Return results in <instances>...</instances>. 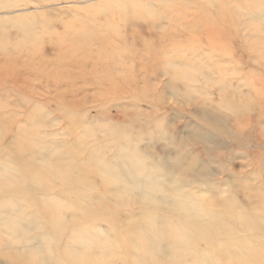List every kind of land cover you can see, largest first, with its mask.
<instances>
[{
    "label": "rangeland",
    "instance_id": "rangeland-1",
    "mask_svg": "<svg viewBox=\"0 0 264 264\" xmlns=\"http://www.w3.org/2000/svg\"><path fill=\"white\" fill-rule=\"evenodd\" d=\"M2 1L0 0V2ZM12 1L21 5L0 10V148H2L0 150L2 155H0L2 157H0V165L2 166L0 171L5 173L6 170H9L10 172L7 171L6 174L15 176L16 172L14 173V171L17 170L19 174L24 175H16L18 177L23 179L25 177L28 181L32 180L38 183L39 181L36 179H39L41 183H47L41 189L37 188L32 191L23 186L11 191L8 190L7 193L0 191V205L1 202L4 204L0 206V215L8 216L9 214L7 221L8 223L11 222L10 225L6 223L0 226V264H23L24 259L20 256L22 251L26 252L35 246H42L47 243H50L47 246L56 248L53 250L62 255L61 252L66 247L69 248L73 235L72 244H74L70 243L71 250L78 249L83 250L82 252L96 254L98 251L103 250L101 246V248H98L99 245L97 246V244H99L98 240L100 241V238L97 239V235L94 234L95 231L98 232L99 230L101 233L104 232L105 236L112 242L108 243L112 247H109L108 244V246H105L109 259L106 264H150L147 260L136 261L131 252L123 251L120 247H116V244L113 245L117 239L118 242L125 237L124 230L128 219L133 228L139 226V228H149L156 232L158 230L155 228V221L162 220L167 224L179 225L178 227L181 228L186 221L169 216L163 211H158L155 206L150 205L151 202L144 199L141 200L146 204L148 202L147 205L139 204V202L135 203L133 200L129 204L123 201L119 203L116 200L117 196L127 194L120 191L115 193L111 188H106L102 181H105L104 177L108 176L87 168L89 163L85 161L90 152L96 148L98 153L106 150L105 157L101 156L105 160L106 154L109 153L110 147H112L111 141L116 138L117 134L119 135L116 139L122 138L124 133L132 134L129 139L127 138V142L132 144L137 141L134 138L135 136L143 135L144 132L146 137L147 126H156L158 131L172 135L173 139L175 136L177 137L178 131L185 135L186 131L191 130L192 127H187L185 124L201 125L218 135L214 138V141L218 143L213 144L216 149L212 158H209L212 160L208 168L211 172L206 178L209 183L205 184L206 186L196 187L194 192L200 200L196 203L198 205L204 204L203 209L208 211V216L205 215L197 221H203L204 224L213 221V225L203 238L196 241L186 242L178 237L172 239L179 245L190 247L192 254L185 259L186 262L196 264L198 256L202 255L205 257L206 262L210 263L211 261L212 264L216 262L218 264H237L238 260L235 257L238 256H233L232 252L224 251V246L250 247L252 244L256 246L257 242L264 243V17L256 15L257 13L264 14V0H212L209 3L208 0ZM243 17L247 21L244 22ZM16 23L18 24L16 25ZM20 23L22 26H20ZM259 30H262V32ZM221 74L223 77H221ZM145 84L148 86L146 87ZM224 96L229 97L234 106L225 105L222 107L219 102ZM209 98L212 99L211 103L215 105V108L217 107L216 111L220 114L219 118L215 119L209 115L199 114V111L196 113L193 105ZM187 100H190L192 105L186 104ZM46 112L48 113L47 116ZM35 118L36 121H34ZM17 129L20 131H17ZM35 129L37 130L35 131ZM105 129H107L106 132L110 131L111 134L107 132L106 135ZM88 131L89 133H87ZM101 131L103 135H101ZM31 132L33 133L32 137H35L34 141L28 134ZM35 133L38 137H41L42 134V137L38 138L34 135ZM93 133L95 134L93 135ZM53 135H56V137ZM163 135H160L161 141L159 140L153 146H151L153 142L146 141V139L141 140L138 144L143 149L148 150L147 156H151V151L156 153V151L177 150L171 144H168L167 140L162 139ZM78 136L80 138H77ZM14 137L16 138L13 139ZM53 139L57 141L54 140V143ZM37 141H41L40 144ZM58 142L59 145H57ZM174 142L176 144L177 141ZM69 145L72 148H69ZM22 148L25 149L22 150ZM35 148H38L41 153H38V149ZM196 148L198 146L189 143L187 154L190 156L197 154L199 157H204L205 151L202 152L200 148V150H196ZM31 149L35 152V155L30 151ZM62 149H65V151ZM44 150H47L48 154L52 153L53 156L65 152H73L78 156L72 158L71 161H69L70 159L68 161H54L58 166L49 168V166L43 165L41 159L39 160L40 154H47ZM16 158L21 163L17 162ZM79 162H84L82 166L84 164L86 166L84 165L82 168ZM4 166L7 168H3ZM56 168L57 170L61 168L60 172ZM63 169L64 171L68 170V173H73L72 171L75 170L74 173L82 178H65L60 175ZM76 169L79 171H76ZM32 171H35V173ZM26 173L27 176H25ZM40 174L42 177H40ZM36 176L39 177L36 178ZM43 177H47V179L49 177L50 180ZM239 181L241 182L240 185L238 184ZM131 187L135 186L131 185ZM136 187L132 188V191H140L141 187ZM224 191L229 193L228 197L236 195L239 200L237 202H221L222 204L213 200L227 197L225 196L227 192ZM3 194L4 196H2ZM47 194L48 196H46ZM55 194L61 198L54 196ZM61 194L63 195L61 196ZM130 195L131 198H134V196L139 198V195L135 192L133 195L130 193ZM171 197H174V195H171ZM106 200L110 201L107 202ZM6 201H9L12 205L10 203L8 205ZM47 202L50 203V206L44 207ZM116 202L119 204H116ZM77 203L80 207H77ZM5 204L6 208L3 209ZM14 207L16 211H13L15 210ZM33 207L34 209H32ZM226 207L229 210L225 209ZM137 208L140 210L137 211ZM251 208L253 211H251ZM182 209L188 210L186 208ZM182 209L180 208V210ZM232 209L233 211L237 210V212H233ZM27 210L28 214L31 213L29 214L31 216L25 214ZM80 211L85 212L86 216L84 214L79 215ZM133 211L135 212L132 216L131 212ZM6 212L7 214H5ZM13 212V219H11ZM242 212L248 213L250 217L246 216L245 213L242 214ZM32 214L38 221L32 217ZM75 214L78 215L76 216L78 225L75 222L70 223L68 221ZM102 214L103 216H101ZM139 214L143 217L139 218ZM147 214H149V217ZM62 215L64 216L62 217ZM25 216L26 218L30 217V219L25 220ZM80 216L85 219L83 222H81ZM89 216H91V219L95 216L94 220H91ZM125 216H128V219ZM98 217H103L101 221H105L101 222ZM148 219L153 222L151 223ZM222 219L226 221H222ZM144 220L147 222H144ZM55 221L61 222L59 229H53ZM254 221L259 224H255ZM18 222L22 224L20 225ZM227 222L229 223L227 224ZM12 224H14L13 228L16 226V229H11ZM223 224L225 227H229H226L229 232L219 228ZM260 224H263V226ZM19 225H23V228H18ZM95 225L97 226L95 227ZM185 225L186 228L191 227L187 223ZM244 225L248 226V228L246 227L247 231L244 230ZM258 225L260 229L257 228ZM230 226H233V229ZM29 227L32 229L27 231ZM74 227H77V231ZM261 227H263V230H261ZM234 228L237 232H233ZM85 230L89 235H94L92 241L96 239V244L91 241L92 244L90 243L88 248L86 245L82 246L80 241L76 240L79 235L82 236L87 233ZM9 231L11 235H9ZM246 232H248V235ZM13 233H15L14 236ZM110 233L112 234L109 235ZM212 233L213 235H211ZM104 234L102 233V236ZM57 236L60 237V240ZM12 237H16L19 242H12ZM19 237L21 241L18 240ZM23 237H28L29 241H27L28 239L25 241ZM37 237H42L47 241L42 238L40 240ZM231 237L235 241L237 240L236 243L233 238L230 240ZM236 237L244 239L240 242V239ZM249 237L256 241L262 237L263 241L261 239L257 242L252 240L250 243ZM210 240H213L212 244L209 243ZM244 241L247 242L245 245H243ZM55 242L56 244H53ZM220 242L221 245H219ZM205 243L207 244L205 245ZM229 243L231 244L229 245ZM259 243L258 250L264 257V244L259 245ZM217 244L223 248H219ZM20 247L23 248L21 251H19ZM195 247L199 248V251ZM192 249H195V253ZM207 252L210 254L209 256ZM114 254H119V256H114ZM204 254L206 255L204 256ZM43 256L47 261L49 258H52V261L56 259V256H52L47 250H43ZM226 256L228 257L226 258Z\"/></svg>",
    "mask_w": 264,
    "mask_h": 264
},
{
    "label": "bare ground",
    "instance_id": "bare-ground-1",
    "mask_svg": "<svg viewBox=\"0 0 264 264\" xmlns=\"http://www.w3.org/2000/svg\"><path fill=\"white\" fill-rule=\"evenodd\" d=\"M77 1V0H76ZM207 1V0H206ZM209 1H212V0H208L207 2L209 3ZM83 2V1H82ZM253 2V1H252ZM211 4H212V2H210ZM255 3V2H254ZM258 3V2H257ZM17 4V3H16ZM15 3H14V1H12V0H3L2 2H0V10H2V9H10V8H15V7H17V6H20L21 4H17L16 5ZM150 4V3H149ZM148 4V5H149ZM23 5V4H22ZM217 5V4H216ZM259 5V4H258ZM150 7V6H149ZM165 7V6H164ZM207 7V6H206ZM214 7V6H213ZM233 7V6H232ZM244 7V6H243ZM252 7H254V6H252ZM261 7V6H260ZM151 8V7H150ZM216 8V7H215ZM214 8V9H215ZM245 8H246V6H245ZM142 9V8H141ZM146 10V9H145ZM40 11V10H39ZM143 11H144V8H143ZM147 11V10H146ZM254 11V10H253ZM142 12V11H141ZM248 12V11H247ZM255 12V11H254ZM1 13H3V12H1ZM251 15H252V13H250ZM249 14V15H250ZM140 15V14H139ZM239 15V14H238ZM242 15V14H241ZM257 16H262V17H264L263 15V13H257L256 14ZM22 16V15H21ZM23 16H25V15H23ZM26 17V16H25ZM232 17V16H231ZM244 18V17H243ZM242 18V19H243ZM246 19H248V18H246ZM260 19V18H259ZM262 19V18H261ZM15 20V19H14ZM254 20V19H253ZM19 21V20H18ZM18 21H16V22H18ZM245 21H247V20H245V18H244V22ZM259 21V20H258ZM72 22V21H71ZM71 22H69L70 24H71ZM263 22V21H262ZM243 23V22H242ZM241 23V24H242ZM18 23H16V25H17ZM38 24V23H37ZM244 25V24H243ZM252 25V24H251ZM258 25V24H257ZM260 25V24H259ZM20 26H22L21 25V23H20ZM247 26V25H246ZM249 27V26H248ZM20 28V27H19ZM260 28V27H259ZM248 29V28H247ZM255 29V28H254ZM26 30V29H25ZM251 30V29H250ZM260 32H262V30H259ZM27 33H28V30L26 31ZM25 32V33H26ZM263 32H264V30H263ZM31 33V32H30ZM251 33V32H250ZM23 34V33H22ZM24 35V34H23ZM32 35V34H31ZM27 36V35H26ZM25 36V37H26ZM33 36V35H32ZM263 36V35H262ZM263 38V37H262ZM30 39V38H29ZM32 39V38H31ZM143 40V39H142ZM143 42H145L144 40H143ZM145 44V43H144ZM156 64V63H155ZM170 64V63H169ZM179 64V63H178ZM168 65V64H167ZM169 66V65H168ZM175 68V67H174ZM208 68V67H207ZM218 68V67H217ZM212 69V68H211ZM214 69V68H213ZM181 70V69H180ZM204 70V69H203ZM210 71V70H209ZM217 71H219V70H217ZM161 72V71H160ZM178 72V71H177ZM206 72H207V70H206ZM215 72V71H214ZM204 74H205V72H203ZM213 73V72H212ZM172 74V73H171ZM215 74H217V73H215ZM220 75V74H219ZM222 75V74H221ZM225 75V74H224ZM227 75V74H226ZM225 75V76H226ZM175 76V75H174ZM206 76V75H205ZM213 76V75H212ZM216 76V75H215ZM214 77V76H213ZM221 77H223V75L221 76ZM182 78V77H181ZM180 78V79H181ZM215 78V77H214ZM190 79V78H189ZM218 79V78H217ZM176 80V79H175ZM179 80V79H178ZM183 80V79H182ZM190 81V80H189ZM175 82V81H174ZM172 83H173V81H172ZM178 85V84H177ZM176 85V86H177ZM226 85V84H225ZM249 85V84H248ZM145 86H146V84H145ZM148 86V85H147ZM146 86V87H147ZM178 86H180V85H178ZM182 86V85H181ZM257 86V85H256ZM262 86V85H261ZM230 87V86H229ZM235 87V86H234ZM264 87V86H263ZM207 88V87H206ZM252 88H254V87H252ZM251 88V89H252ZM182 89V88H181ZM256 89V88H255ZM227 90V89H226ZM174 91V90H173ZM232 91H233V89H232ZM263 91V90H262ZM167 93V92H166ZM169 93V92H168ZM173 93V92H172ZM199 93H201V92H199ZM233 93V92H232ZM170 94V93H169ZM168 94V95H169ZM207 94V93H206ZM248 94V93H247ZM202 95V94H201ZM200 95V96H201ZM208 95V94H207ZM206 95V96H207ZM211 95V94H210ZM249 95V94H248ZM248 95H247V97H248ZM170 96H172V95H170ZM177 96V95H176ZM245 96V95H244ZM191 97V96H190ZM202 97V96H201ZM182 98V97H181ZM193 98V97H192ZM186 99V98H185ZM197 99V98H196ZM195 99V100H196ZM238 100V99H237ZM180 101V100H179ZM194 101V100H193ZM212 99H205L204 101H199V102H197L196 103V105H193L194 106V108H195V110H196V113H197V111H199V114H202V115H209V116H212V117H214L215 119L216 118H219L220 117V114H218V112L216 111V108H215V105H213L212 103ZM249 102V101H248ZM129 103V102H128ZM186 104H188V105H192L191 104V102H190V100H187L186 101ZM194 104H195V102H194ZM219 104H221L222 105V107H224L225 105H230V106H234V104H233V101L229 98V97H226V96H224L223 97V99L219 102ZM253 104V103H252ZM184 105V104H183ZM241 105V104H240ZM248 105H251V104H248ZM253 106V105H252ZM259 107V106H258ZM261 108V107H260ZM234 110V109H233ZM243 110V109H242ZM256 110V109H255ZM263 110V109H262ZM236 112H238L237 110H235ZM264 111V110H263ZM235 112V113H236ZM240 112V111H239ZM47 113V112H46ZM242 113V112H241ZM263 114V113H262ZM43 115H45V114H43ZM43 115H41V116H43ZM48 115V113L46 114V116ZM44 118H46V117H44ZM224 119V118H223ZM204 120V119H203ZM34 121H36V118H35V120ZM47 121V120H46ZM89 121V120H88ZM92 121V120H91ZM1 122V121H0ZM38 122V121H37ZM36 122V123H37ZM45 122V121H44ZM52 122V121H51ZM53 122H55V121H53ZM260 122V121H259ZM87 123V122H86ZM48 124H49V122H48ZM21 125V124H20ZM36 125H38V124H36ZM35 125V126H36ZM40 125H41V123H40ZM208 125V124H207ZM260 125V124H259ZM39 126V125H38ZM43 126V125H42ZM111 126H113V125H111ZM123 126V125H122ZM185 126H187V127H192L191 128V130L190 131H186V134L185 135H183V134H181V132H179L178 131V135H177V137L175 136V138L173 139L172 138V135H168L166 132H160V131H158V129H157V127L156 126H154V127H146V132H147V134H146V137H145V134H144V132H143V135H138V136H135L134 138L137 140L136 142H134L133 144L132 143H128L127 142V140L130 138L129 136L130 135H132V134H127V133H124L123 134V137L122 138H120V139H116L117 138V136L119 135V134H117V136H115V134H114V136L116 137V138H113V141H111V144H112V147H110V150H109V153H107L106 154V159L105 160H103L102 159V157H105L104 155H105V151L106 150H104V152H96V150L98 151V149L96 148L95 150L93 149L91 152H90V154L87 156V158L85 159V161L87 162V163H89V164H87V165H89V166H87V168H91V169H94L95 171H97L98 173H100V174H103V175H106V176H108V177H104V179H105V181L103 180L102 181V184L106 187V188H111V190H113V191H115V193H116V191H120V192H123V193H126L127 195H121V196H117V201L120 203L121 201H123V202H128V204H129V202H131L132 200H133V202H139V204L141 203V204H143V205H147L148 204V202H151L150 203V205L152 204V206H155L156 207V209L158 210V211H163L164 213H166L167 215H169V216H173V217H177V218H179V219H182L184 222H185V224L187 223V224H189L188 226H191V227H185L186 225L184 224L183 226L186 228V230L184 229V227L182 226V228L181 227H178V226H174L173 224H167V223H165L164 221H162V220H160L159 222L158 221H155V225H156V229L158 230L157 232L156 231H154V230H151V229H149V228H142V227H140L139 228V226H138V228L137 227H134L133 228V226L130 224V220L127 218L128 216H125L127 219H128V223L126 224L127 226H126V228H125V230H124V233H126L125 234V237L123 238V240H119L118 242H117V240H116V242H114L113 243V245H115L116 244V247L118 246V247H120L121 249H123V251H129V252H131V254H133V256H134V259L136 260V261H141V260H147L148 262H150V264H190V263H187L186 262V260L185 259H187V257H189L192 253H191V251H190V247L189 246H185V245H182V244H178V243H176V242H174L172 239H174V238H176V237H178V238H182L184 241H196L197 239H201V238H203L208 232V230H209V228L210 227H212V225H213V221L212 222H207L206 220H205V222H207L206 224H204V222L203 221H197V219H199V218H201V217H204L205 215H207V212L208 211H205V209H203V205L204 204H201V205H198L196 202L197 201H200L199 200V198L195 195V189H196V187H199V186H204L205 184H207V183H209V181L207 182L206 180V178L210 175V172H209V170H208V168H209V165H211V163H212V160H210L209 158H212V156H213V152L215 151V146L213 145V144H217L218 142H215L214 141V138L215 137H217L218 135L217 134H214L211 130H209L208 128H204V127H202L201 125H196V124H185ZM216 126V125H215ZM261 126V125H260ZM19 127V126H18ZM34 127V126H33ZM109 127V126H108ZM113 127H115V126H113ZM30 128H31V126H30ZM35 128H37V127H35ZM103 129H104V127H102ZM111 128V127H110ZM110 128H108V129H110ZM263 128V127H262ZM38 129H39V127H38ZM101 129V128H100ZM113 129V128H112ZM232 129V128H231ZM259 129V128H258ZM264 129V128H263ZM262 129V130H263ZM31 130H33V129H31ZM31 130H29V131H31ZM37 129H35V131H36ZM106 130L107 129H105V133H106V135H107V132H106ZM111 130V129H110ZM116 130H118V129H116ZM127 130V129H126ZM17 131H20L19 129H17ZM27 131V130H26ZM39 131V130H38ZM100 131V130H99ZM260 131V130H259ZM23 132V131H22ZM28 132V131H27ZM117 132V131H116ZM128 132V131H127ZM32 133V132H31ZM31 133H28V134H30V136L32 137L33 136V133L31 134ZM37 133V132H36ZM36 133L34 134V135H36ZM44 133V132H43ZM46 133V132H45ZM87 133H89V131L87 132ZM101 133H102V131H101ZM108 133H110V131L108 132ZM113 133H115L114 131H113ZM132 133V132H131ZM134 133V132H133ZM261 133V132H260ZM25 135L27 134V133H24ZM27 134V135H28ZM38 134V133H37ZM40 134V133H39ZM49 134V133H48ZM95 133H93V135H94ZM111 134V133H110ZM161 134H164L163 136H162V139L163 140H167V142H169L168 144H171L173 147H175L177 150H169V151H162V152H158V151H156V153L154 152V151H151V156H147V153H148V150H145V149H143L138 143H140V141L141 140H143V139H146V141L147 140H149L150 142H153V144L151 143V146H153V145H155L156 143H158V141L160 140V135ZM20 135V134H19ZM45 135V134H44ZM84 135V134H83ZM92 135V136H93ZM101 135H103V133L101 134ZM100 135V136H101ZM21 136V135H20ZM37 137H38V135H36ZM46 136V135H45ZM53 136H55L56 137V135H53ZM89 136H91V135H89ZM13 137V136H12ZM22 137V136H21ZM28 137V136H27ZM40 137V136H39ZM38 137V138H39ZM41 137H42V134H41ZM40 137V138H41ZM58 137V136H57ZM85 137V136H84ZM88 137V136H87ZM102 137V136H101ZM16 137H14L13 139H15ZM35 138V137H34ZM34 138L32 137V140L34 141ZM37 138V139H38ZM45 138V137H44ZM43 138V139H44ZM46 138H47V136H46ZM50 138H51V136H50ZM54 138V137H53ZM77 138H80L79 136L77 137ZM81 138H83L82 136H81ZM89 138H91V137H89ZM104 138H106V137H104ZM128 138V139H127ZM133 138V137H132ZM109 139H110V137H109ZM36 140V139H35ZM54 140L55 139H53V142H54ZM96 140V139H95ZM97 140H98V138H97ZM106 140V139H105ZM177 141L176 142V144H175V142L174 141ZM30 141H31V138H30ZM44 141H46V140H44ZM52 141V140H51ZM55 141H57V140H55ZM65 141V140H64ZM145 141V142H146ZM161 141V140H160ZM10 142V141H9ZM38 142V141H37ZM41 142V141H40ZM40 142H38L39 144H40ZM14 143V142H13ZM32 143V142H31ZM55 143V142H54ZM66 143V142H65ZM85 143V142H84ZM189 143H193L194 145H196V146H198V148H196V150L198 149V150H200L201 149V151L203 152V151H205V154H204V157H199V155H188L187 154V147L189 146ZM62 144V143H61ZM70 144V143H69ZM86 144V143H85ZM102 144V143H101ZM110 144V145H111ZM37 145V144H36ZM57 145H59V142L57 143ZM57 145H55V146H57ZM66 145V144H65ZM87 145V144H86ZM110 145H108V146H110ZM40 146V145H39ZM39 146H38V148H39ZM49 146H51L50 144H49ZM49 146H47V147H49ZM61 146V145H60ZM70 147L69 148H72L71 147V145H69ZM73 147H74V145H72ZM76 146V145H75ZM12 147V146H11ZM34 147H35V145H34ZM52 147H54V146H52ZM63 147H64V145H63ZM100 147V146H99ZM165 147V146H164ZM38 148H35V149H38ZM66 148L68 149V147L66 146ZM84 148V147H83ZM86 148V147H85ZM95 148V147H94ZM200 148V149H199ZM2 148H0V150H1ZM23 149H25V148H22V150ZM52 149V148H51ZM55 149V148H54ZM54 149H53V152H54ZM74 150H75V148H73ZM82 149V148H81ZM101 149V148H100ZM27 150V149H26ZM33 149H31L30 151L31 152H33L32 151ZM48 150H50L49 148H48ZM56 150V149H55ZM63 151H65V149H62ZM70 150V149H69ZM111 150H113V151H111ZM2 151H4V150H2ZM13 151V150H12ZM25 151V150H24ZM34 151H36V150H34ZM45 152L47 151V150H44ZM51 151V150H50ZM108 151V150H107ZM7 152L9 153V151L7 150ZM7 152L5 153V155L7 154ZM37 152V151H36ZM40 151H39V149H38V153H39ZM43 152V151H42ZM44 152V153H45ZM52 152V151H51ZM59 152V151H58ZM77 152V151H76ZM34 154L33 155H35V152H33ZM41 153V152H40ZM47 153V152H46ZM83 153V152H82ZM81 153V154H82ZM3 154V153H2ZM10 154V153H9ZM20 154V153H19ZM30 154V153H29ZM58 154V153H57ZM60 154V153H59ZM110 154V155H109ZM1 155V154H0ZM28 155V154H27ZM38 155V154H37ZM36 155V156H37ZM55 155V154H54ZM109 155V156H108ZM149 155V154H148ZM2 156V155H1ZM0 156V157H1ZM10 156H11V154H10ZM15 156V155H14ZM20 156H22V155H20ZM25 156V155H24ZM24 156H22V157H24ZM76 156H78V155H76V154H74L73 152H65V153H62V154H60V155H58V156H53L52 155V153H50V154H44V155H41L40 154V156H39V160L41 159L42 160V163H43V165L44 166H49V168L51 167V166H58L57 164H55L54 163V161H68L69 159V161H71V159L72 158H75ZM100 158H99V157ZM102 156V157H101ZM28 157V156H27ZM2 158V157H1ZM4 159V158H3ZM37 159V158H36ZM8 160V159H7ZM28 160V159H27ZM34 160V159H33ZM38 160V159H37ZM2 161V160H1ZM9 161V160H8ZM16 161H17V158H16ZM29 161V160H28ZM36 161V160H35ZM11 162H13V161H11ZM17 162H19V161H17ZM30 162V161H29ZM33 162V161H32ZM261 162V161H260ZM1 163V162H0ZM15 163V162H14ZM19 163H21V161L19 162ZM23 163V162H22ZM36 163H38V162H36ZM41 163V162H40ZM39 163V164H40ZM41 163V164H42ZM64 163V162H63ZM80 163V162H79ZM84 162H81L80 163V165L82 166V164H83ZM4 164V163H3ZM65 164V163H64ZM67 164V163H66ZM71 164H74V163H71ZM77 164V163H76ZM6 165H8V164H6ZM11 165V164H10ZM25 165H27V164H25ZM62 165V164H61ZM68 165V164H67ZM70 165V164H69ZM79 165V166H80ZM85 165V164H84ZM83 165V166H84ZM12 166V165H11ZM28 166V165H27ZM83 166H82V168H83ZM86 166V165H85ZM0 167H2L1 165H0ZM60 167V166H59ZM3 168H7V167H3ZM22 168H24V167H22ZM28 168V167H27ZM33 168H35V167H33ZM38 168V167H37ZM42 168V167H41ZM46 168H48V167H46ZM62 168V167H61ZM60 168V169H61ZM72 168L74 169V167L72 166ZM76 168V167H75ZM1 169V168H0ZM17 169V168H16ZM40 169V168H39ZM59 169V170H60ZM65 169H66V167H65ZM69 169V168H68ZM72 169V170H73ZM45 170V169H44ZM56 170H57V168H56ZM59 170H57V171H59ZM71 170V169H70ZM78 169H76V171H77ZM90 170V169H89ZM7 171H9V170H6V172L4 173V172H2V171H0V191H11V190H13V189H16V188H18V187H21V186H23V187H25V188H28L30 191H32V190H36L37 188L38 189H41L42 188V186H45V184L47 183V182H44V183H41L40 181L41 180H39V179H36V180H38L39 181V183L38 182H36V181H28V180H26L25 179V177H24V179L23 178H21V177H18V176H16V175H21V173L19 174L18 172H17V170L16 171H14V173L16 172V175L14 176V175H10V174H6L7 173ZM13 171V170H12ZM25 171V170H24ZM27 171V170H26ZM30 171V170H29ZM57 171H55V172H57ZM62 172L60 173V175H62V176H64L65 178H72V179H78L77 177H79V175H77L76 173H74L75 172V170L74 171H72L73 173H68V170L67 171H64V169L63 170H61ZM79 171V170H78ZM260 171V170H259ZM10 172V171H9ZM33 173H35V171H32ZM31 172V173H32ZM47 172H49V171H47ZM53 172H54V170H53ZM60 172V171H59ZM58 172V173H59ZM251 172V171H250ZM253 172V171H252ZM251 172V173H252ZM12 173V172H11ZM25 173V172H24ZM40 173V172H39ZM51 173V172H50ZM49 173V174H50ZM43 174V173H42ZM76 174V175H75ZM82 174H84V173H82ZM23 175V174H22ZM21 175V176H22ZM41 175V174H40ZM212 175V174H211ZM24 176V175H23ZM25 176H27V173L25 174ZM35 176V175H34ZM46 176V175H45ZM39 177V176H38ZM37 176H36V178H38ZM40 177H42V175L40 176ZM30 178V177H29ZM44 179H47V177L45 178V177H43ZM52 178V177H51ZM56 178V177H55ZM80 179L82 178L81 176L79 177ZM48 179H49V177H48ZM47 179V180H48ZM53 179V178H52ZM52 179H51V181H52ZM59 179V178H58ZM62 179V178H61ZM94 179V178H93ZM43 180V179H42ZM47 180H44V181H47ZM50 180V179H49ZM62 180H64V179H62ZM43 182V181H42ZM49 182V181H48ZM53 182H55V181H53ZM57 182V181H56ZM70 182V181H69ZM85 182V181H84ZM90 182V181H89ZM222 183V182H221ZM220 183V184H221ZM240 181H239V185H240ZM86 184V183H85ZM101 184V183H100ZM48 185V184H47ZM73 185H76V184H73ZM80 185V184H79ZM131 185L132 186H139V187H141V189H140V191H136V190H134V191H132V188H135V187H131ZM225 185V184H224ZM83 186V185H82ZM206 186V185H205ZM220 186V185H219ZM244 186V185H243ZM256 186V185H255ZM43 188H45V187H43ZM73 188H76V187H73ZM80 189L82 188V187H79ZM78 188V189H79ZM137 188V187H136ZM231 188V187H230ZM229 188V189H230ZM234 188V187H233ZM247 188H248V186H247ZM139 189V188H138ZM198 189V188H197ZM214 189V188H213ZM220 189H222V188H220ZM219 189V190H220ZM224 189H226L225 187H224ZM223 189V190H224ZM244 189V188H243ZM218 190V191H219ZM234 190V189H233ZM249 190V189H248ZM236 191V190H235ZM16 192V191H15ZM14 192V193H15ZM106 192V191H105ZM108 192H109V190H108ZM112 192V191H111ZM135 192V194H138L139 195V198H137L138 196H134V198H131V195H130V193L133 195V193ZM222 192V191H221ZM224 192H227V191H224ZM7 193V192H6ZM38 193V192H37ZM107 193V192H106ZM229 193H230V190H229ZM228 192H227V194L225 195V196H227L228 194H229ZM86 194V193H85ZM90 194V193H89ZM221 194V193H220ZM225 194V193H224ZM248 194V193H247ZM63 194H61V196H62ZM88 195V194H87ZM103 195V194H102ZM171 195H174V197H171ZM2 196H4V194L2 195ZM6 196H7V194H6ZM46 196H48V194L46 195ZM54 196H59V195H57V194H55ZM96 196V195H95ZM98 196V195H97ZM170 196V197H169ZM224 196V195H223ZM249 196H250V194H249ZM249 196H248V198H249ZM254 196V195H253ZM60 197V196H59ZM78 197V196H77ZM87 197V196H86ZM92 197H94V195H92ZM99 197V196H98ZM104 197V196H103ZM113 197V196H112ZM212 197V196H211ZM61 198V197H60ZM94 198H96V197H94ZM107 198V197H106ZM6 199V198H5ZM4 199V200H5ZM52 199V198H51ZM55 199V198H54ZM99 199V198H98ZM107 199H109V198H107ZM141 199H144V200H146V201H148L147 202V204H146V202H144V201H142ZM253 199V198H252ZM251 199V200H252ZM262 199V198H261ZM3 200V199H2ZM3 200V201H4ZM7 200H8V197H7ZM12 200V199H11ZM44 200V199H43ZM49 200V199H48ZM95 200H97V199H95ZM214 201H219V203H221V202H223V203H227V202H237V200H239L237 197H236V195H232V196H230V197H224V198H222V199H219V200H216V199H213ZM99 201H100V199H99ZM105 201V200H104ZM107 201V200H106ZM110 201V200H109ZM109 201H107V202H109ZM7 202V201H6ZM79 202V201H78ZM97 202V201H96ZM101 202V201H100ZM112 202H114V200H112ZM118 202H116V204H119ZM204 202H206L205 200H204ZM254 202V201H253ZM9 201L7 202V204L9 205ZM80 203V202H79ZM83 203V202H82ZM84 203H85V201H84ZM83 203V204H84ZM104 203V202H103ZM102 203V204H103ZM106 203V202H105ZM132 203V202H131ZM11 205H12V203H10ZM19 204V203H18ZM78 204V203H77ZM116 204H115V206H116ZM128 204H126L127 206H128ZM222 204V203H221ZM1 205L3 206L4 204L1 202ZM0 205V206H1ZM16 205H17V203H16ZM16 205H15V207H16ZM24 205V204H23ZM88 204L86 203V206H87ZM100 205V204H99ZM21 206H22V204H21ZM50 206V203H46V206H44V207H49ZM107 206H108V204H107ZM114 206V205H113ZM114 206V207H115ZM232 206V205H231ZM231 206H228V207H231ZM12 207V206H11ZM14 207V208H15ZM77 207H80L79 206V204H78V206ZM82 204H81V209H82ZM101 207H102V205H101ZM117 207V206H116ZM228 207H226L225 209H227V210H229L228 209ZM235 207H237V206H235ZM249 207V206H248ZM3 208V207H2ZM6 208V204H5V207L3 208V209H5ZM9 208V207H8ZM76 208V207H75ZM92 208H94V207H92ZM110 208V207H109ZM109 208H107L108 210H110ZM122 208V207H121ZM125 208V207H124ZM130 208H132V207H130ZM145 208V207H144ZM180 208L182 209V208H186V209H188L187 211H185L184 209H182V210H180ZM20 209V208H19ZM32 209H34V207L32 208ZM47 209V208H46ZM87 209H89L88 207H87ZM106 209V208H105ZM113 209V208H112ZM136 209V208H135ZM135 209H132V210H135ZM239 209V208H238ZM252 209V208H251ZM21 210H22V208H21ZM23 210H26V209H23ZM85 211H87L86 209H84ZM123 210V209H122ZM124 210H126V209H124ZM127 210H129V209H127ZM140 209H138L137 208V211H139ZM13 211H16V208H15V210H13ZM71 211V210H70ZM73 211V210H72ZM90 211V210H89ZM100 211V210H99ZM98 211V212H99ZM111 211V210H110ZM117 211V210H116ZM119 211V210H118ZM117 211V212H118ZM142 211V210H141ZM140 211V212H141ZM152 211V210H151ZM151 211H149V212H151ZM232 211H233V209H232ZM243 211V210H242ZM251 211H253V209L251 210ZM3 211H2V209H1V213H2ZM20 212V211H19ZM18 212V213H19ZM27 213H25L26 215L28 214V210L26 211ZM52 212V211H51ZM59 212V211H58ZM88 212V211H87ZM101 212V211H100ZM135 211H133V212H131L132 213V216H133V213H134ZM233 212H237V210L236 211H233ZM255 212V211H254ZM33 213H34V210H33ZM60 213V212H59ZM63 213V212H62ZM69 213V212H68ZM78 213V212H77ZM142 213V212H141ZM148 213V212H147ZM230 213H232V212H230ZM245 213V212H244ZM243 212H242V214H244ZM5 214H7V212L5 213ZM13 214H14V212L12 213V215H11V217L13 216ZM20 214H21V212H20ZM29 214H31L30 212H29ZM28 214V216H31V215H29ZM64 214V213H63ZM69 214H71V213H69ZM80 214H86L85 212L84 213H82L81 211L79 212V215ZM90 214V213H89ZM98 214V213H97ZM96 214V215H97ZM101 214V213H100ZM100 214H99V216H100ZM111 214V213H110ZM129 215H130V213H128ZM127 214V215H128ZM138 214V213H137ZM136 214V215H137ZM224 214V213H223ZM238 214V213H237ZM242 214H239V215H242ZM245 214H247L246 216H249L248 215V213H245ZM4 214H2V216L0 215V226H1V224H6L7 223V225H10L11 224V222H9L8 223V216H9V214H8V216H3ZM24 215V214H23ZM22 215V217H24ZM84 215H82V216H84ZM105 215V214H104ZM108 215V214H107ZM140 215V214H139ZM142 215H143V213H142ZM144 215H145V213H144ZM148 215V217H149V214H147ZM16 216H17V213H16ZM64 215H62V217H63ZM69 216V215H68ZM67 216V217H68ZM76 216H78V215H73L72 217H71V219L70 220H68L70 223L71 222H75L76 224H77V222L76 221H78L77 219V217ZM86 216V215H85ZM101 216H103V214L101 215ZM208 216V215H207ZM244 216V215H243ZM22 217H21V219H22ZM32 217H34L33 216V214H32ZM66 217V216H65ZM64 217V218H65ZM90 217V219H91V216H89ZM95 216H93V218H94ZM97 217V216H96ZM105 217H106V215H105ZM104 217V218H105ZM140 217H143V216H139V218ZM147 217V216H146ZM160 217H161V215H160ZM250 217V216H249ZM248 217V218H249ZM10 218V217H9ZM25 218H26V216H25ZM24 218V219H25ZM27 218H29L30 219V217H27ZM27 218L25 219V220H27ZM35 218V217H34ZM33 218V220L35 221V219H36V221H38L37 220V218H35L34 219ZM80 218H81V216H80ZM83 218V217H82ZM81 218V222H83L85 219L83 218L82 219ZM91 219V220H94V219ZM99 218V217H98ZM101 218H103V217H101ZM101 218H99L98 220H100L101 221ZM118 218V217H117ZM133 218V217H132ZM138 218V217H137ZM153 218V217H152ZM152 218H151V220H152ZM234 218V217H233ZM238 218H240V217H238ZM11 219H13V217L11 218ZM18 219V218H17ZM20 219V218H19ZM28 219V220H29ZM72 219H76V220H72ZM87 219V218H86ZM96 219V218H95ZM147 219V218H146ZM150 219V218H149ZM148 219V220H149ZM178 219V220H179ZM232 219V218H231ZM236 219H237V217H236ZM243 219V218H242ZM245 219V218H244ZM258 219V218H257ZM25 220L23 221V223L25 222ZM27 220V221H28ZM88 220H89V218H88ZM97 220V219H96ZM95 220V221H96ZM118 220V219H117ZM116 220V222H118ZM132 220V219H131ZM154 220V219H153ZM157 220H158V218H157ZM225 220V219H224ZM223 219H222V221H224ZM247 220V219H246ZM14 221V220H13ZM19 221V220H18ZM32 221V220H31ZM31 221H29V223H31ZM87 221V220H86ZM85 221V222H86ZM103 221H105V220H102L101 222H103ZM125 221H127V220H125ZM138 221V220H137ZM143 221V220H142ZM146 220H144V222H145ZM150 221V220H149ZM148 221V222H149ZM172 221H173V219H172ZM221 221V222H222ZM226 221V220H225ZM242 221H245V220H242ZM261 221V220H260ZM259 221V222H260ZM264 221V220H263ZM262 221V222H263ZM33 222V221H32ZM113 222V221H112ZM141 222V221H140ZM147 222V221H146ZM151 222V221H150ZM153 222V221H152ZM151 222V223H152ZM203 222V223H202ZM251 223H253L252 221H250ZM249 222V223H250ZM255 222V221H254ZM13 223H15V222H13ZM19 224H20V222H18ZM17 223V224H18ZM39 223V222H38ZM98 223V222H97ZM109 223V222H108ZM124 223H126V222H124ZM177 223V222H176ZM182 223V222H181ZM196 223H200V224H196ZM229 222H227V224H228ZM243 223V222H242ZM250 223V226L252 227V224ZM22 224V223H21ZM20 224V225H21ZM32 224V223H31ZM49 224V223H48ZM133 224V223H132ZM139 224H141V223H139ZM139 224H137V225H139ZM147 224H149V223H147ZM178 224V223H177ZM194 224H196V225H194ZM239 224V223H238ZM244 224V223H243ZM255 224H259V223H256L255 222ZM6 225V226H7ZM19 225V227L18 228H23V225L22 226H20ZM33 225V224H32ZM51 225V224H50ZM73 225V224H72ZM78 225V224H77ZM94 225V224H93ZM150 225V224H149ZM152 225H154V224H152ZM224 225V224H223ZM223 225H220V229H222V230H225V231H227L226 230V227L227 228H229L228 226H226L225 227V225L223 226ZM232 225V224H231ZM261 225V224H260ZM4 227H5V225H3ZM12 226V228L11 229H16V226L13 228V226H14V224H12L11 225ZM24 226H26L25 224H24ZM60 226H61V222L60 221H55L54 222V225H53V229H59L60 228ZM97 225H95V227H96ZM100 226V225H99ZM121 226V225H120ZM140 226H142V225H140ZM144 226H145V224H144ZM151 226V225H150ZM234 226V225H233ZM233 226L231 227L232 229H233ZM240 226V225H239ZM259 226V225H258ZM261 226H263V224L261 225ZM45 227H47V226H45ZM84 227V226H83ZM101 227V226H100ZM99 227V228H100ZM111 227V226H110ZM148 227V226H147ZM243 227V226H242ZM248 228V226H245L244 225V230H248L247 228ZM254 227V226H253ZM264 227V226H263ZM263 227H261V230H263ZM8 228V227H7ZM6 228V229H7ZM21 228V229H22ZM75 228V230L77 229V227H74ZM90 228V227H89ZM111 228H114V227H111ZM110 228V229H111ZM116 228V227H115ZM137 228V229H136ZM230 228V229H231ZM237 228L238 229H240L238 226H237ZM258 229H260V226L259 227H257ZM1 229V228H0ZM29 229H32V228H27V231L29 230ZM83 229V228H82ZM88 229V228H87ZM120 229V228H119ZM123 229V228H122ZM229 229V230H230ZM231 229V230H232ZM235 229L236 228H234V230H233V232L235 231ZM250 229H252V228H250ZM249 229V230H250ZM255 229H256V227H255ZM3 230V229H2ZM19 230V229H18ZM74 230V231H75ZM81 230V229H80ZM79 230V231H80ZM93 230H95V228H93ZM105 230V229H104ZM253 230H254V228H253ZM253 230H252V232H253ZM260 230V231H261ZM4 231H5V228H4ZM24 231H25V229H24ZM23 231V232H24ZM45 231V230H44ZM73 231V232H74ZM77 231V230H76ZM75 231V232H76ZM89 231V230H88ZM102 231V230H101ZM108 231V230H107ZM114 231V230H113ZM225 231H223V232H225ZM239 231H241V230H239ZM257 231V230H256ZM2 232V231H1ZM13 232V231H12ZM21 232V231H20ZM83 232H84V230H83ZM85 232H87L86 230H85ZM109 232H110V230H109ZM227 232H229V231H227ZM233 232H231L232 234H235V233H233ZM235 232H237V231H235ZM243 232V231H242ZM241 232V233H242ZM16 233V232H15ZM15 233H13V236H14V234ZM18 233V232H17ZM30 233V232H29ZM41 233V232H40ZM72 233V232H71ZM103 234H104V232H102ZM102 233L100 232V230L98 231V232H96L95 231V235H97L96 237H97V239H99L100 238V241L98 240V243L99 244H97V246H98V248L101 246L102 248H103V250L102 251H98V253H96V254H92V252H82L83 250H78V249H75V250H71V248H70V243L72 244V240H73V237H74V235H73V237H71V239L72 240H70V243H69V248L67 249V247L61 252L62 253V255L60 254H58V252H56L55 250H53V249H56V248H54V247H52V246H47V245H50V243L48 244H43L42 246H35V247H33V248H31V249H29L28 251H22L21 253H20V256L21 257H23V259H24V262H25V264H47V263H49V264H106V262H108L107 260H109L108 259V256H107V250L105 251V249H107L105 246H108L109 244V242H111L109 239H108V237H106L105 236V234H104V236H102ZM114 233V232H113ZM115 233H116V231H115ZM244 233V232H243ZM247 233V235H248V232H246ZM245 233V234H246ZM41 234H43V233H41ZM75 234V233H74ZM107 234H108V232H107ZM112 233H110L109 235H111ZM251 234V233H250ZM254 234H256L255 232H254ZM262 234V233H261ZM264 234V233H263ZM9 235H11L10 234V231H9ZM18 235V234H17ZM17 235H15V236H17ZM19 235H20V233H19ZM38 235H40L39 233H38ZM210 235V234H209ZM211 235H213V233L211 234ZM239 235V234H238ZM246 235V236H247ZM7 236V235H6ZM23 236V235H22ZM28 236V235H27ZM115 236H116V234H115ZM252 236V235H251ZM260 236V235H259ZM262 236V235H261ZM18 237V236H17ZM20 237H21V235H20ZM20 237L18 238V240L20 239ZM59 236H57V238H58ZM111 237V236H110ZM113 237V236H112ZM131 237V238H130ZM255 237V236H254ZM258 237V235L256 236V238ZM7 238V237H6ZM23 238H25V237H23ZM37 238H40V237H37ZM42 238V237H41ZM40 238V240H46L47 241V239H44V238H42L41 239ZM94 238V235L93 234H91V235H89V233L87 232L86 234H83L82 236H80L79 235V237L76 239V240H79L80 241V244L82 245V246H87V248H88V245L91 243L92 244V242H95V240L96 239H94L93 241H92V239ZM116 238V237H115ZM211 238V237H210ZM219 238V237H218ZM232 238L233 237H231V239L230 240H232ZM236 238H239L240 239V237H236ZM248 238V237H247ZM250 238V237H249ZM262 237H260L258 240H260ZM28 239V237H26L25 238V241ZM55 239V238H54ZM182 239H180V240H182ZM234 239V238H233ZM242 239H244V238H242ZM242 239H240V242H241V240ZM246 239V238H245ZM263 239V238H262ZM261 239V240H262ZM23 240V239H22ZM34 240H36V239H34ZM34 240H32V241H34ZM40 240H39V242H40ZM55 240H58V239H55ZM54 240V241H55ZM59 240H60V237H59ZM109 240V241H108ZM178 240V239H177ZM229 240V242H231ZM249 240H251L250 241V243L252 242V240H255V239H249ZM257 240V241H258ZM17 241V239H16V237H12V242H16ZM20 241H21V239H20ZM27 241H29V239L27 240ZM31 241V240H30ZM50 242H51V240H49ZM62 241V240H61ZM92 241V242H91ZM112 241H114V240H112ZM179 241V240H178ZM200 241H203V240H200ZM213 241V240H212ZM211 240L209 241V243H211L212 242ZM228 241V240H227ZM233 241H235V239L233 240ZM232 241V242H233ZM237 241V240H236ZM236 241H235V243H236ZM256 241V240H255ZM256 241V242H257ZM263 241V240H262ZM17 242H19V241H17ZM38 242V243H39ZM45 242V241H44ZM206 242H207V240H206ZM254 242V241H253ZM264 242V241H263ZM25 243V242H24ZM30 243V242H29ZM29 243H27V244H29ZM32 243V242H31ZM34 243V242H33ZM57 243H59V242H57ZM77 243L79 244V242L77 241ZM112 243V242H111ZM234 243V242H233ZM242 243H243V241H242ZM241 243V244H242ZM247 243V242H246ZM245 243V241H244V244L243 245H245L246 244ZM250 243H248V244H250ZM258 243L259 242H257L256 244V246L255 245H253L252 244V246H250V247H244V246H241V247H239V245H231V246H224V248L223 247H220L219 245H221V242H220V244L218 245V247L219 248H223L224 249V251H226V252H232L231 254H233V256L235 255V256H238V257H235L236 258V260H238L236 263L237 264H263L264 263V257L262 256V254H261V252H260V250H258ZM262 242H260L259 243V245L261 244ZM11 244H14V243H11ZM35 244H36V242H35ZM40 245H41V243H39ZM53 244H56V242L55 243H53ZM74 244V243H73ZM72 244V245H73ZM95 244H96V242H95ZM108 244V245H107ZM188 244V243H187ZM200 244V243H199ZM207 243H205V245H206ZM212 244V243H211ZM228 244V243H227ZM231 243H229V245H230ZM262 244H264V243H262ZM58 245H60V244H58ZM112 245V244H111ZM168 245V247H166ZM20 246H21V243H20ZM57 246V245H56ZM78 246H80V245H78ZM91 246V245H90ZM216 246V245H215ZM223 246V245H222ZM65 247V246H64ZM100 247V248H101ZM105 247V248H104ZM109 247H112V246H110L109 245ZM199 247V246H198ZM21 248V249H20ZM20 248H18V249H20L19 251H21L23 248L22 247H20ZM58 248V247H57ZM80 248V247H79ZM195 248H197V247H195ZM212 248H213V245H212ZM16 249V248H15ZM109 249H111V248H109ZM108 249V250H109ZM200 249H201V247H200ZM208 249V248H207ZM11 250H12V248H11ZM24 250H25V247H24ZM43 250H47L52 256H56L55 258L56 259H54L53 261H52V258H49V260L47 261L45 258H44V256H43ZM193 250V249H192ZM205 250V249H204ZM13 251V250H12ZM15 251V250H14ZM104 251H105V253H104ZM112 252H113V250H111ZM110 251V252H111ZM194 251V253H195V249L193 250ZM197 251H199V248H197ZM207 251V250H206ZM213 251V250H212ZM263 251V250H262ZM24 252V253H23ZM109 252V253H110ZM115 252V251H114ZM200 252H202V251H200ZM211 252V251H210ZM19 253V252H18ZM53 253V254H52ZM123 253V252H122ZM204 253H206V252H204ZM208 253V252H207ZM214 253V252H213ZM10 254V253H9ZM120 254V253H119ZM119 254H114V256L115 255H118L119 256ZM202 254V253H201ZM215 254V253H214ZM218 254V253H217ZM216 254V255H217ZM228 254V253H227ZM206 254H204V256H205ZM210 254L208 253V256H209ZM51 256V257H52ZM113 256V257H114ZM195 256V255H194ZM207 256V257H208ZM214 256V255H213ZM223 256V255H222ZM228 256H226V258H227ZM126 258V257H125ZM197 258V257H196ZM209 258V257H208ZM215 258V257H214ZM219 258V257H218ZM223 258H225V257H223ZM127 259V258H126ZM231 259H232V257H231ZM129 260H130V256H129ZM128 260V261H129ZM210 260V259H209ZM208 260V261H209ZM219 260H220V258H219ZM215 261V260H214ZM24 262H23V264H24ZM130 263V262H129ZM132 263V262H131ZM205 263H208V264H212L211 263V261H210V263L209 262H206V259H205V257H203L202 255L201 256H198V258H197V261H196V264H205ZM108 264V263H107ZM139 264V263H138ZM215 264H218V262H216ZM230 264H232V263H230Z\"/></svg>",
    "mask_w": 264,
    "mask_h": 264
}]
</instances>
